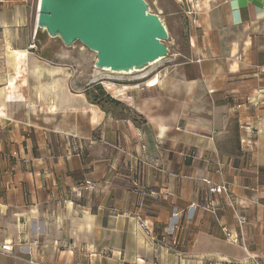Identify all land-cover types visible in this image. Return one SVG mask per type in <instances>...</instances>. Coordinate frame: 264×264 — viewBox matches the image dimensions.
Segmentation results:
<instances>
[{
	"label": "crops",
	"instance_id": "0c3cea01",
	"mask_svg": "<svg viewBox=\"0 0 264 264\" xmlns=\"http://www.w3.org/2000/svg\"><path fill=\"white\" fill-rule=\"evenodd\" d=\"M164 2L177 50L117 83L39 50V0H0V264H264V0Z\"/></svg>",
	"mask_w": 264,
	"mask_h": 264
},
{
	"label": "water",
	"instance_id": "95a60500",
	"mask_svg": "<svg viewBox=\"0 0 264 264\" xmlns=\"http://www.w3.org/2000/svg\"><path fill=\"white\" fill-rule=\"evenodd\" d=\"M37 28L65 47L80 42L95 68L142 72L168 55V32L145 0H39Z\"/></svg>",
	"mask_w": 264,
	"mask_h": 264
},
{
	"label": "rangeland",
	"instance_id": "374dc122",
	"mask_svg": "<svg viewBox=\"0 0 264 264\" xmlns=\"http://www.w3.org/2000/svg\"><path fill=\"white\" fill-rule=\"evenodd\" d=\"M148 4L150 12L156 14L160 17L163 24L165 25L168 32V40L165 41L166 46L168 47V55L166 58L160 60V62L151 65L149 68L142 72H135L133 74H118L111 73L108 71H101L95 68L96 62V54L86 47H84L80 42H76L72 47H65L62 41L58 38H51L48 34L39 30L38 35L36 36V43L39 45V50L42 49L44 54H48L49 50L54 54V58L58 61H61V57H57L58 55H62L68 57L73 66V71L76 74H82L83 76H87L89 78H97L104 79L109 82H117V83H133L138 82L145 74L152 75L154 70H157L163 65H167L170 62V58L172 54L177 50V38H178V29L177 27L181 26L182 20H178L177 17H172L168 10H176L177 7L171 6L170 8L166 7L165 0H145ZM36 19V18H35ZM35 50L37 47L35 46ZM39 52V51H38ZM41 54L43 52H40ZM94 90H96L97 94L99 92L98 86H94Z\"/></svg>",
	"mask_w": 264,
	"mask_h": 264
},
{
	"label": "built area",
	"instance_id": "2783aa9c",
	"mask_svg": "<svg viewBox=\"0 0 264 264\" xmlns=\"http://www.w3.org/2000/svg\"><path fill=\"white\" fill-rule=\"evenodd\" d=\"M189 14H195V12H189ZM209 192L211 194H225L227 196L228 199H230V191H229V187L226 184H221V185H216V184H210L209 186ZM231 200H229V203L231 204ZM237 219L239 221V225L242 228V225L245 223L246 218L245 217H241V216H237ZM225 233H226V237L227 239L235 245L241 244L243 243L240 236L237 234H232L231 232H229L227 229H224ZM0 251L4 252V253H8L11 254L12 253V248L9 246H2L0 247ZM254 261V264H261L256 258H252Z\"/></svg>",
	"mask_w": 264,
	"mask_h": 264
},
{
	"label": "trees",
	"instance_id": "16d2710c",
	"mask_svg": "<svg viewBox=\"0 0 264 264\" xmlns=\"http://www.w3.org/2000/svg\"><path fill=\"white\" fill-rule=\"evenodd\" d=\"M99 92L94 96V101L96 103H99V105H103V103H106L110 108H117L120 110H126L128 114L134 119L136 122H141L140 116L136 114L135 112H132L127 106L122 104L121 102H118L111 98L110 96L106 95L102 88L98 86Z\"/></svg>",
	"mask_w": 264,
	"mask_h": 264
},
{
	"label": "bare ground",
	"instance_id": "6f19581e",
	"mask_svg": "<svg viewBox=\"0 0 264 264\" xmlns=\"http://www.w3.org/2000/svg\"><path fill=\"white\" fill-rule=\"evenodd\" d=\"M160 62V61H159ZM158 63V62H157ZM156 64V63H155ZM154 65V64H153ZM112 73V72H111ZM118 74H125V73H118ZM128 74H133V73H128Z\"/></svg>",
	"mask_w": 264,
	"mask_h": 264
}]
</instances>
